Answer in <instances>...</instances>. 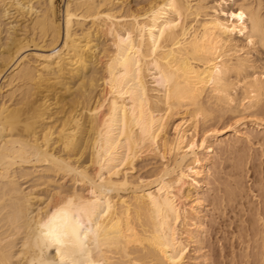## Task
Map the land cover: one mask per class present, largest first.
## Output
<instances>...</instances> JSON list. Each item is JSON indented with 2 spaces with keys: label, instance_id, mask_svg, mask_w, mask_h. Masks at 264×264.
Wrapping results in <instances>:
<instances>
[{
  "label": "bare ground",
  "instance_id": "1",
  "mask_svg": "<svg viewBox=\"0 0 264 264\" xmlns=\"http://www.w3.org/2000/svg\"><path fill=\"white\" fill-rule=\"evenodd\" d=\"M35 1L0 0L34 15L0 43V264H184L215 149L264 130V0Z\"/></svg>",
  "mask_w": 264,
  "mask_h": 264
},
{
  "label": "rangeland",
  "instance_id": "2",
  "mask_svg": "<svg viewBox=\"0 0 264 264\" xmlns=\"http://www.w3.org/2000/svg\"><path fill=\"white\" fill-rule=\"evenodd\" d=\"M123 2L136 8L140 6L141 0ZM38 3L35 0L33 2L36 9H39ZM55 4L57 18L60 20L63 0H56ZM33 16L15 2L10 3L6 13L0 12V43H3L7 34L12 31L25 33L30 37ZM99 40L104 41L102 38ZM102 41L99 42L103 43ZM60 44L61 41L51 46L41 43L40 45H44L41 47L30 43L22 52L26 55L48 54L55 52ZM251 54L256 60L260 57L256 52ZM72 81L74 96L78 81ZM69 98L71 96L66 100ZM52 107V111H55L53 105ZM52 107L50 105V108ZM222 117L218 122L212 123V128L221 129L225 124H231L233 119L229 114H223ZM249 119H244L248 126ZM178 121L179 117H176L174 124ZM204 127H208V124L199 125L197 140L202 137ZM173 128V125L169 128L170 134L173 133ZM247 132L249 140L227 138V132L224 135L226 142L215 149L211 163L207 165L210 171L201 190L199 208L203 230L200 231L198 242L189 244L184 264H264V130L249 128ZM198 155L204 157L205 151L199 149ZM155 161L151 157L138 159L134 165L132 180L137 183L139 179H146L148 173L151 174ZM31 166L29 164V167ZM63 178L61 179V175L55 176L57 182L71 187L69 178ZM29 179L20 181L25 191H32L34 195L45 200L46 186H33L34 183Z\"/></svg>",
  "mask_w": 264,
  "mask_h": 264
}]
</instances>
